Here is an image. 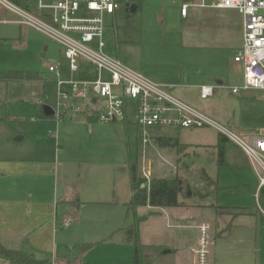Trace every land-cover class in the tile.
<instances>
[{
	"label": "rangeland",
	"instance_id": "1",
	"mask_svg": "<svg viewBox=\"0 0 264 264\" xmlns=\"http://www.w3.org/2000/svg\"><path fill=\"white\" fill-rule=\"evenodd\" d=\"M198 2L118 0L119 8L114 18H107L105 52L152 82L166 87L172 95L171 88L183 89L191 102L176 96L179 100L227 125L234 132L255 133L264 128V93L235 96L230 89L243 84V69L234 62L243 39L242 17L237 11L191 8L189 17L182 19V4ZM133 4L139 9L131 15L128 6ZM19 38L22 40H17ZM56 63L62 65V77L68 80L67 62L57 43L34 29L0 24V74L23 72L38 76L34 81L0 83V119L12 128V133L15 130L20 135L25 128H30L27 124L32 121L39 126L48 122L46 137L53 142L57 139L52 138V134L60 137V123L45 116L42 109L43 105L55 101V76L48 68ZM216 81L223 82L218 96L202 101L196 87H216ZM77 117L79 115H74L73 119ZM128 121L132 122L133 118ZM73 128L82 135L81 140L86 144L81 126ZM176 128L156 127L149 132L153 136L178 138L188 143L180 154V163H177L175 148L163 150L154 139L145 149L141 146L138 155L140 162L145 158L146 166L151 167L152 180L177 177L187 187L180 196V202L186 208H178L174 212L176 218L171 221L173 225L180 226L179 229H167L163 224L162 232L168 238L177 236L191 241L194 227L203 223L211 225L216 212L220 216L231 215L233 211L229 209L238 208L244 215L227 218L225 227H232L230 239L216 242L218 264H232L239 257L244 258L247 264H264V215L258 211L255 199L258 179L248 159L239 148L228 143L224 159L227 166L218 167L216 132L210 129L180 131ZM30 132L31 129L28 130ZM112 133L107 144L111 145V152H117L121 132L114 130ZM124 146L125 141L121 147ZM105 153L108 154H100L103 157ZM133 158L136 161L135 151ZM126 164L124 167L128 169ZM173 166L178 168L176 175L172 173ZM95 208L79 207L74 212L75 216H71L74 218L72 227L59 229L64 243L58 251L60 261L77 259L84 264H133L134 248L123 244L121 230L132 225L134 210L131 208L128 215L123 210L117 216H111L115 219L116 228L109 229L104 220L106 213ZM75 217L80 220L79 224ZM83 227L88 232L81 229ZM209 238L211 244L210 232ZM83 239L86 240L82 242ZM83 246L86 247L84 251ZM49 253V248L43 250L40 257H49ZM41 260L46 261V258ZM2 262L5 261L0 259Z\"/></svg>",
	"mask_w": 264,
	"mask_h": 264
},
{
	"label": "crops",
	"instance_id": "2",
	"mask_svg": "<svg viewBox=\"0 0 264 264\" xmlns=\"http://www.w3.org/2000/svg\"><path fill=\"white\" fill-rule=\"evenodd\" d=\"M189 14L190 10L188 17ZM0 17V24L18 25L16 16L3 8H0ZM188 17H182V19ZM20 27L22 28V26ZM17 40H22V38ZM242 41L238 49L242 46ZM228 44L231 45V43ZM216 82L218 84L216 87L219 88H217L215 94L207 100L200 98L202 101H208L218 96L223 82ZM202 86L213 87L212 85L196 87L199 97ZM171 89L175 96L187 103L191 102L190 97L185 96L183 89ZM250 92L256 93L259 91L232 94L243 96ZM81 102L76 101V103H80L79 105H84ZM96 109H101V106L99 105ZM78 115L79 117L76 119H66L60 122V127L59 125L56 126L57 129L59 127L60 137H57L55 142L46 137L48 122H42L39 126L32 121L27 124L30 128L27 127L24 132L21 131L20 136L15 130L12 133V128L0 119V244L7 249L19 251L38 262L84 264L77 259H61V262L58 258V251L60 247L64 246L60 237L62 232L59 231V229L64 228L62 227L63 220H71L72 224L67 228L70 229L74 223V218L71 217L75 216L74 212L79 207L92 206L97 207L95 209L98 211L106 213L104 220L107 228H116L115 219L113 220L111 216H117L118 212L123 210H126L128 215L130 210L133 209L131 204L134 192L130 173V167L133 163L138 161L140 166L139 175L143 178L142 162L145 158L140 162L138 155L141 146L144 149L145 146L140 140V131L133 122L103 124L97 121L96 116ZM50 118L53 119L54 117L51 116ZM76 125L81 126L84 131L86 144L81 140L82 135L75 132L73 127ZM171 128L175 129L176 127ZM29 129H31L30 133H28ZM114 130L121 132L122 137L117 152H111V145L107 144L112 139ZM217 135L219 141L220 135ZM151 136L160 148L165 140L168 142L165 148L172 147L169 140L176 139ZM123 141H125V146L121 147ZM180 143L182 150L175 148L177 150V163H180V154L183 147L188 146V143L181 140ZM165 148L161 149L165 150ZM134 151L136 161L133 158ZM104 152H108V154L105 153L106 155L102 157L100 153ZM124 163H127L128 169L124 167ZM205 208L207 207L205 206ZM177 209L147 206L134 211L133 223L136 215L146 217L139 226L140 242L146 248V264H197L194 249L199 241V227L201 225L208 226L212 236L209 264H218L216 242L217 240L228 241L232 233V227H225L227 218L244 214H241L238 208L229 209L233 211L231 215L220 216L216 212L215 221L211 225L203 223L193 228L195 231L194 236L189 241L177 236L168 238L162 232L161 227L163 224L166 225L167 229H179L180 226L171 223L172 219L176 218L174 212ZM221 209L218 208V210ZM258 209L260 214L264 215V211L259 204ZM165 217L167 218L166 221L164 220ZM75 218L77 224H79L80 220H78V217ZM133 223L121 231L123 244L131 245L134 248L128 242V229L133 226ZM81 229L88 232L85 227ZM227 230L228 232H226ZM84 240L86 239H83L82 242ZM48 248L50 250L49 257H40V253ZM84 250H86V247L83 246L82 251ZM44 258H46V261L41 260ZM0 259L5 261L2 262L3 264H13L3 257H0ZM245 263L247 264L242 257L236 258L232 262V264Z\"/></svg>",
	"mask_w": 264,
	"mask_h": 264
},
{
	"label": "built area",
	"instance_id": "3",
	"mask_svg": "<svg viewBox=\"0 0 264 264\" xmlns=\"http://www.w3.org/2000/svg\"><path fill=\"white\" fill-rule=\"evenodd\" d=\"M0 0V7L16 16V23L39 32L63 50L70 78L62 77L60 63L49 66L55 76V101L49 105L57 123L84 114L96 116L99 123H133L140 131L143 146L152 143L149 131L156 127L211 129L239 148L248 158L258 186L255 199L259 204L264 191V128L250 135L234 132L172 95L166 87L147 79L105 52L107 18H114L118 0ZM182 4L181 16L191 8L237 11L242 17L243 41L234 62L243 69L242 86L231 87L235 95L247 91L264 93V0H198ZM7 23V22H4ZM217 88L202 86L200 98H211ZM76 101H82L79 105ZM101 109L97 110L98 106ZM44 106V105H43ZM52 138L57 139L55 134ZM177 166L172 173L176 175ZM145 186L151 183V167L142 163ZM71 220H63L68 228ZM199 241L194 249L197 264H209V227H199Z\"/></svg>",
	"mask_w": 264,
	"mask_h": 264
},
{
	"label": "trees",
	"instance_id": "4",
	"mask_svg": "<svg viewBox=\"0 0 264 264\" xmlns=\"http://www.w3.org/2000/svg\"><path fill=\"white\" fill-rule=\"evenodd\" d=\"M15 3L21 4L20 0H12ZM192 1V0H185ZM38 76L36 74H29L23 72H6L0 74V83H15L23 81H34L37 80ZM170 146L182 150L180 140L170 139ZM228 140L219 137L217 144L218 148V158L217 165L218 167L227 166L225 162V153H226V144ZM140 166L138 161L133 163L130 167L131 181L133 188V199H132V208L134 211H137L138 208L142 207H152V208H179L183 207L185 204L180 202V196L186 191L187 187L184 184V181L180 178H162V179H153L150 183V186L142 187L145 184V180L139 175ZM209 182L211 180L207 178ZM219 194V192H218ZM259 205L264 211V191L260 195ZM146 217H139L136 215L135 223L133 226L128 229V242L134 246V264H146V256L144 246L141 245L139 237V225ZM228 232V230L226 231ZM0 257L8 260L13 264H47L45 262L35 261L21 252L16 250H10L5 248L0 244Z\"/></svg>",
	"mask_w": 264,
	"mask_h": 264
},
{
	"label": "water",
	"instance_id": "5",
	"mask_svg": "<svg viewBox=\"0 0 264 264\" xmlns=\"http://www.w3.org/2000/svg\"><path fill=\"white\" fill-rule=\"evenodd\" d=\"M138 9L139 8L135 4L128 6V12L131 15H134L135 13H137ZM43 111H44L45 116H47V117H51L54 114L52 108L49 105H44L43 106ZM167 145H168V142L165 140L161 144V148H165V147H167ZM142 187H145V185H143Z\"/></svg>",
	"mask_w": 264,
	"mask_h": 264
}]
</instances>
